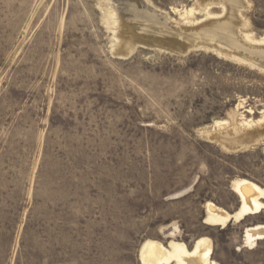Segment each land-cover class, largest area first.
Listing matches in <instances>:
<instances>
[{
    "label": "rangeland",
    "instance_id": "obj_1",
    "mask_svg": "<svg viewBox=\"0 0 264 264\" xmlns=\"http://www.w3.org/2000/svg\"><path fill=\"white\" fill-rule=\"evenodd\" d=\"M236 2L238 36L264 38V0ZM228 14L222 0H0V264H141L174 226L219 264H264V241L242 243L264 212L202 223L206 202L238 209L234 179L264 190V133L250 135L264 123L244 150L208 139L216 121H264V58L192 45Z\"/></svg>",
    "mask_w": 264,
    "mask_h": 264
},
{
    "label": "bare ground",
    "instance_id": "obj_2",
    "mask_svg": "<svg viewBox=\"0 0 264 264\" xmlns=\"http://www.w3.org/2000/svg\"><path fill=\"white\" fill-rule=\"evenodd\" d=\"M222 2L229 9L228 17L223 21L214 22L210 30L208 29L204 33L196 35V41H192L193 47L195 49L202 48L204 51H212L233 60H239V56L236 57V55L241 53L250 54L258 59L264 58V48L251 46V43L262 44L264 38L259 40L256 38L257 40H255L250 36L251 34L245 33H243V38H240L236 33L237 27L234 21V10L235 7L240 4L236 2V4L233 5V0H222ZM128 5L129 8H133L132 4L128 3ZM181 12H183V14L179 15L181 18L193 15L192 10ZM105 23L110 27L117 24V19L113 11L108 14ZM123 43V48H121H125V51L130 43L127 40H124ZM262 123H264V121L253 123L252 121L243 120L239 126H228L227 120L216 121L212 128L214 132L216 130L218 132L215 137L213 135H208V139L216 140L226 152L244 150L247 149L249 145L245 142L248 136V132H245V130L261 125ZM203 132L202 130V133ZM262 133H264V126L253 131L250 134L254 135L251 137L253 142H258V139L262 138L260 137ZM231 191L238 199V209L233 213H229L212 202H206L203 206L204 217L202 223L204 225L223 229L232 222L239 223L246 218L257 216L264 212V203L262 202L264 200V190L258 185L247 179L238 178L231 182ZM172 230V232L168 234V241L165 244L155 240H146L141 244L138 255L141 264H219L212 257L213 247L212 241L209 238H197L191 248H188L184 242L177 240V228L174 226ZM260 241H264V224H255L243 229V248L252 250Z\"/></svg>",
    "mask_w": 264,
    "mask_h": 264
},
{
    "label": "water",
    "instance_id": "obj_3",
    "mask_svg": "<svg viewBox=\"0 0 264 264\" xmlns=\"http://www.w3.org/2000/svg\"><path fill=\"white\" fill-rule=\"evenodd\" d=\"M170 50H172L173 52L181 53V52L188 50V48L181 44V45H177L176 47H174L173 49H170Z\"/></svg>",
    "mask_w": 264,
    "mask_h": 264
}]
</instances>
